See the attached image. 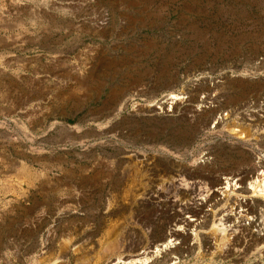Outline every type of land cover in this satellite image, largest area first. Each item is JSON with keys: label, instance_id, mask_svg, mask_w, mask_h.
I'll return each instance as SVG.
<instances>
[{"label": "rangeland", "instance_id": "374dc122", "mask_svg": "<svg viewBox=\"0 0 264 264\" xmlns=\"http://www.w3.org/2000/svg\"><path fill=\"white\" fill-rule=\"evenodd\" d=\"M67 1L0 0V264H264V0Z\"/></svg>", "mask_w": 264, "mask_h": 264}, {"label": "bare ground", "instance_id": "6f19581e", "mask_svg": "<svg viewBox=\"0 0 264 264\" xmlns=\"http://www.w3.org/2000/svg\"><path fill=\"white\" fill-rule=\"evenodd\" d=\"M74 1V0H73ZM94 1V0H93ZM76 2V1H75ZM74 2V3H75ZM90 2H91V0H90ZM73 4V2H72V0H69V1H67V2H65V3H61L60 4V7H63V6H66V7H69V6H71ZM75 5V4H74ZM52 6V5H51ZM53 8H55V6H53ZM59 8V7H58ZM76 8V7H75ZM104 24V23H103ZM102 24V25H103ZM179 99V97H178V95L177 94H171L170 96H168L165 100H163L162 102H160V103H158L157 104V108H160V109H162L163 108V105L166 103L167 104V106H168V110L169 109H171V107H172V104L173 103H175L177 100ZM38 106H40L39 105V103L38 104H35L34 105V108L36 109ZM38 109V108H37ZM232 177L233 176H226L225 177V180L226 181H224V182H222L223 183V186H221V192L222 193H225V194H229V193H231V194H233L234 192H231L230 190H232V189H234L235 188V185H236V182H232L231 180H232ZM245 178H246V176L244 175V178H243V180H242V177L240 178V179H237V180H240L241 181V183H244L245 182ZM172 180V179H171ZM172 182V184L174 185V186H177V187H183L184 189H191V190H193V192H195L196 193V195L194 196V197H192V200H193V202H194V204L196 203H198V202H205V201H209L208 199L210 198V196H211V192H209L208 190H206V192H205V194L204 193H202L201 191H198V192H196L197 191V189H199V190H201L197 185H193L192 183L190 184V183H188L187 181H185V180H183V179H181L180 178V180H172L171 181ZM237 186V185H236ZM234 187V188H233ZM248 191H249V188H247V187H245ZM244 187H243V189H245ZM245 189V190H246ZM250 189H254L253 191L254 192H260V193H262L263 195H264V170L261 172V173H259L258 175H257V177H256V179L254 180V181H252V182H250ZM193 204V203H192ZM192 206H194V205H192ZM231 208L229 209V210H227V211H225V212H221V216L218 218V220H219V222L217 223V224H215L214 225V230H215V235H220L221 237V248L223 247V245L225 244V242L228 240L227 238V232L226 231H228L230 228H229V226H227V224H225V222H224V220H229V217H228V215H230V214H232V213H234V208L232 207L233 205H229ZM190 207V206H189ZM196 208V207H195ZM241 211H239V213H240ZM235 213H236V211H235ZM187 219H185V221H186ZM196 220V218H191L189 221L187 220L186 222H187V224H189V225H191L192 223V221H195ZM184 221V222H185ZM177 225V224H176ZM176 225H174V226H176ZM181 227V226H180ZM180 228L178 227V228H174V231H170V233H172L171 235H175V234H178L176 231H178ZM181 229H182V227H181ZM180 229V230H181ZM190 230V229H189ZM221 231V232H220ZM191 232V231H190ZM193 234V233H192ZM177 236V235H176ZM160 245V246H159ZM159 245H156L155 246V248H154V255H156L155 253H159V252H162V251H166V250H169V249H172V247H174L173 246V242H172V239L171 238H168V240H166V241H164V242H162L161 244H159ZM176 247V246H175ZM174 247V248H175ZM224 249V248H223ZM154 256H152V258H153ZM151 256H149V255H147L146 253L142 256V257H140V258H136V259H133V260H131V262H132V264H133V262H135V260H140V261H145V263H149V261H151ZM128 262H130V260H126V261H122V263H128ZM116 263H118V261L117 262H114V263H111V264H116Z\"/></svg>", "mask_w": 264, "mask_h": 264}, {"label": "built area", "instance_id": "2783aa9c", "mask_svg": "<svg viewBox=\"0 0 264 264\" xmlns=\"http://www.w3.org/2000/svg\"><path fill=\"white\" fill-rule=\"evenodd\" d=\"M239 211H242V210H237L236 213L234 211V213H232V216L235 218L232 217V222L229 223L227 220H224L225 224H227V226H229L230 229H233L234 226H237V227H249V226H252V225H260L259 222L257 221V219L255 217H253L252 215H242L239 213Z\"/></svg>", "mask_w": 264, "mask_h": 264}, {"label": "water", "instance_id": "95a60500", "mask_svg": "<svg viewBox=\"0 0 264 264\" xmlns=\"http://www.w3.org/2000/svg\"><path fill=\"white\" fill-rule=\"evenodd\" d=\"M209 78H210V77H209ZM209 78H208V77H203L202 80H203L204 82H207V81H210V80L212 81V79H209ZM197 81H198V80H197ZM197 81H195V83H197ZM142 143H148V144H149V143H151V141H150V140H145V141H142Z\"/></svg>", "mask_w": 264, "mask_h": 264}]
</instances>
